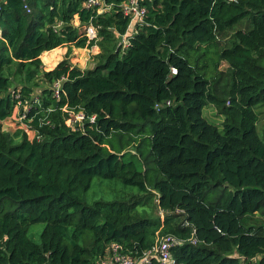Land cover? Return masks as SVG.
<instances>
[{
    "label": "trees",
    "instance_id": "16d2710c",
    "mask_svg": "<svg viewBox=\"0 0 264 264\" xmlns=\"http://www.w3.org/2000/svg\"><path fill=\"white\" fill-rule=\"evenodd\" d=\"M102 1L0 0V122L30 104L35 134L0 133V264H101L115 245L141 261L166 236L175 264H264V0H143L126 49L129 0ZM63 47L98 62L45 71Z\"/></svg>",
    "mask_w": 264,
    "mask_h": 264
},
{
    "label": "rangeland",
    "instance_id": "374dc122",
    "mask_svg": "<svg viewBox=\"0 0 264 264\" xmlns=\"http://www.w3.org/2000/svg\"><path fill=\"white\" fill-rule=\"evenodd\" d=\"M98 4L100 5V10H99L100 13H104L106 10H109V8H107L104 1L98 0ZM74 23L76 26H79L78 20H75ZM137 23L138 22L136 19L132 22V25L127 33L129 38L136 33ZM124 42L125 44L127 43L126 40L122 41L121 38L119 39V45H122ZM47 53L48 52H45L41 56L45 71H51L55 69L59 63L65 60H68L73 66L79 67L82 70H91L96 66L98 62L97 55L100 53V49L98 47H93L92 49L73 48L69 52V49L67 47H63L61 48V50H57V55L55 53H51L48 56H46ZM20 109L21 108L17 109V111L11 118L3 122H0V133H10L14 135L18 130H22L23 132L25 131L27 133L30 140H33L35 134L28 129H27L28 132L23 129L24 125L20 121V117L18 114L20 112ZM203 116L210 123L216 124L219 128L222 127L223 119L217 114L216 109L213 108L212 106L206 107L204 109ZM73 120L74 121H72V123L70 120L68 124L73 125L74 123L81 122L80 120H78L76 116L73 118ZM258 129H259V135L261 137H264V120L261 121ZM111 195H112L111 184H109L108 182L101 183L99 181H96L94 183V186L92 187L89 193V197L92 200H98L102 198L110 199ZM36 228L37 229L35 231L40 232L43 229V225L42 224L37 225ZM105 260H106L105 263L112 264L113 256H108L107 259Z\"/></svg>",
    "mask_w": 264,
    "mask_h": 264
},
{
    "label": "built area",
    "instance_id": "2783aa9c",
    "mask_svg": "<svg viewBox=\"0 0 264 264\" xmlns=\"http://www.w3.org/2000/svg\"><path fill=\"white\" fill-rule=\"evenodd\" d=\"M141 1H143V0H129L123 5L125 15L131 18V25L135 19L138 22L137 25L143 24V22H144L146 10L143 7H141V5H140ZM225 1H228L229 3H239L240 0H225ZM92 4L97 5L98 0H95V1L89 0L88 6H90ZM28 11H30V10L28 9ZM131 25H130V27H131ZM87 36L89 37V39L97 38V31L95 30V28L93 26H89L87 28ZM121 40L127 41L126 44L124 42L121 45L123 49H126L127 47H129V42H128L129 37L127 34L124 35L121 38ZM175 72L176 71H174V73ZM56 87H57V89H60L61 84H57ZM18 105L21 106V102H19ZM30 109H31L30 104L24 105L23 106V113H24L23 116H20V114L18 113L21 122L26 117L25 115L27 112L30 111ZM76 117L80 121H82V119H83L82 114H78V115H76ZM93 120H94V118H93ZM72 121H74V120L72 119L71 123H72ZM22 124L24 125V127H23L24 130H26V131H27V129L29 130V128H27L24 123H22ZM177 244H179V243L173 236H166V237L162 238L160 244L157 247H155L151 252L146 254L145 257L141 261H137V260H135L129 256L122 255L120 253V250H122V249L118 245L111 247V253L112 254L110 256H113L112 264H151L152 259H156L160 264H175V261L173 259L172 253H171V249ZM105 261L106 260H104L101 264H107V263H105Z\"/></svg>",
    "mask_w": 264,
    "mask_h": 264
},
{
    "label": "crops",
    "instance_id": "0c3cea01",
    "mask_svg": "<svg viewBox=\"0 0 264 264\" xmlns=\"http://www.w3.org/2000/svg\"><path fill=\"white\" fill-rule=\"evenodd\" d=\"M58 49H61V48H58ZM54 51V50H53ZM51 52V51H50ZM49 53V52H48Z\"/></svg>",
    "mask_w": 264,
    "mask_h": 264
}]
</instances>
